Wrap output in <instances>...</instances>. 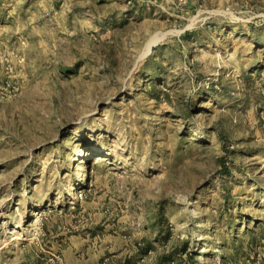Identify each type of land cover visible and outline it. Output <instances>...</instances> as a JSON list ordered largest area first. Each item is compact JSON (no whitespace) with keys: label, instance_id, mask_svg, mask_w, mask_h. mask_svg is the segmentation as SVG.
Instances as JSON below:
<instances>
[{"label":"rangeland","instance_id":"rangeland-1","mask_svg":"<svg viewBox=\"0 0 264 264\" xmlns=\"http://www.w3.org/2000/svg\"><path fill=\"white\" fill-rule=\"evenodd\" d=\"M0 264H264V0H0Z\"/></svg>","mask_w":264,"mask_h":264},{"label":"bare ground","instance_id":"bare-ground-1","mask_svg":"<svg viewBox=\"0 0 264 264\" xmlns=\"http://www.w3.org/2000/svg\"><path fill=\"white\" fill-rule=\"evenodd\" d=\"M156 40H157V39H154L153 41L151 40V42L149 43V46H148L146 52H147V51L149 52V50H151V46H152V44H153ZM70 193H71V192H70ZM75 194H76V192H75ZM75 194L72 193L71 195H72L73 197H75Z\"/></svg>","mask_w":264,"mask_h":264},{"label":"trees","instance_id":"trees-1","mask_svg":"<svg viewBox=\"0 0 264 264\" xmlns=\"http://www.w3.org/2000/svg\"><path fill=\"white\" fill-rule=\"evenodd\" d=\"M164 258L167 259V260H165V261H169V260H171V256H170V255H166V256H164Z\"/></svg>","mask_w":264,"mask_h":264}]
</instances>
